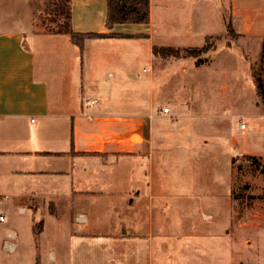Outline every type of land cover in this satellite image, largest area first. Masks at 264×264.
<instances>
[{
	"label": "rangeland",
	"instance_id": "obj_1",
	"mask_svg": "<svg viewBox=\"0 0 264 264\" xmlns=\"http://www.w3.org/2000/svg\"><path fill=\"white\" fill-rule=\"evenodd\" d=\"M67 14L68 1L55 0L42 13L41 24L47 32L67 33ZM121 30L133 31L128 26ZM155 36L162 37L157 30ZM236 36L228 32L207 38L200 48H175L184 43L166 36L167 46H154L179 50L177 58L154 57L145 40H92L83 50L73 46L70 62H53L56 74L71 71L75 81L83 75L86 98L99 102L89 111L107 106L108 112L127 118L133 129L136 117L145 119L154 131L161 130V140L154 142L150 154L144 150L138 155L129 142L121 172L131 174L134 181L128 183L126 204L106 200L110 187L92 191L102 192L101 200L86 198L85 205L75 208L73 221H64L62 236L54 224L44 238L51 236L54 244L41 239L38 250L32 210L22 215L15 207L34 197L43 203L56 192L55 181L61 178L6 179L0 189V195H8L5 201L0 198V215L5 216L0 221V264H37V260L39 264H264V154H260L264 138L254 133L264 132V101L257 96L254 78L261 76L264 84V74L260 61L251 62V44ZM51 43L49 52L65 54L61 41ZM109 74L115 81L108 80ZM165 108L170 112L163 113ZM241 123L246 129L240 128ZM68 147L60 143L55 148ZM101 158L107 161L108 154ZM101 163L86 165L92 171L91 182L114 167ZM136 181L154 182V189L134 188ZM137 190L144 192L143 198ZM152 197L160 201L153 207ZM83 214L102 234L89 241L73 235L69 242L67 233L85 230ZM36 221H41L40 212ZM107 225L113 226L110 231ZM7 228L17 231L18 239ZM6 243L19 248L7 250Z\"/></svg>",
	"mask_w": 264,
	"mask_h": 264
},
{
	"label": "crops",
	"instance_id": "obj_2",
	"mask_svg": "<svg viewBox=\"0 0 264 264\" xmlns=\"http://www.w3.org/2000/svg\"><path fill=\"white\" fill-rule=\"evenodd\" d=\"M53 1L0 0V189L6 179L17 176L53 175L61 178L55 181L56 192L43 203L34 197L26 201L27 205L15 207L16 212L22 215L32 210L34 221L31 229L38 236L35 250L42 245L41 239L44 240L54 224L62 236L64 221H73L78 205H85L89 198L101 200L102 192L92 191H103L110 187L106 200L117 205L126 204L128 183L134 181L131 174L129 176L125 172L123 176L121 172L126 168L124 162L128 157L129 142L132 143L131 151L138 155L144 150L150 154L154 142L161 140V130L158 128L154 131L151 123L145 119L136 117L133 129L129 127L127 118L108 112L107 106L99 112L89 111L99 102L95 106H85V101L93 98H86L82 86L83 75L81 81H75L71 71L59 75L52 69L53 62H70L72 57L69 51L76 46L69 33L47 32L41 24L42 13ZM68 9L69 23L75 33L137 36L86 39L84 46L92 40H145L149 41L148 47L152 52L156 45L167 46L164 44L167 36L184 43L173 46L175 48H200L207 38L227 36V27L231 24L234 32L240 36L238 41L251 44V62L261 59L264 0H150L149 24H117L110 30L107 28L106 0H69ZM202 24H206L205 29ZM126 26L133 31H122L121 28ZM156 30L162 37L155 36ZM53 41L62 42L66 47L65 54L62 50L56 52L55 48L49 52ZM108 80L115 81L114 76L109 74ZM256 127L257 123L254 130ZM254 133L264 138V132ZM60 143L69 147L64 150L55 148ZM106 154L107 161L103 162L101 157ZM260 154H264V151ZM94 160H100L102 165H114L107 176L100 175L98 182L90 181L92 171L89 167ZM100 173L103 174L104 169H100ZM132 185L137 189L147 186L154 189L155 186L154 182L146 185L143 181H136ZM138 192L139 197L143 198L144 192ZM89 194L100 197H90ZM0 198L5 201L8 195H0ZM159 202L152 197L150 204L153 207ZM142 203L147 204L145 200ZM38 212L41 219L39 234L35 231V226L39 224L36 221ZM79 214L74 217V223ZM122 214L127 225V212ZM83 215L87 217L85 230L83 233L71 230L66 234L69 242L73 235L80 234L89 241L102 234L100 230L95 231L88 216ZM107 226L108 231L113 227ZM10 230L18 239V232ZM46 240L54 244L51 236ZM18 248L16 245L14 251ZM37 262L39 264V260Z\"/></svg>",
	"mask_w": 264,
	"mask_h": 264
},
{
	"label": "trees",
	"instance_id": "obj_3",
	"mask_svg": "<svg viewBox=\"0 0 264 264\" xmlns=\"http://www.w3.org/2000/svg\"><path fill=\"white\" fill-rule=\"evenodd\" d=\"M69 1V0H66ZM108 6L107 28L110 30L117 24H149L150 21V0H106ZM68 19H70L68 9ZM228 32L237 38L231 24L228 25ZM62 30H59L61 32ZM67 33L71 36L73 44L83 50L86 39H105V38H126L125 35L108 34H78L75 33L70 23L67 27ZM63 32V31H62ZM195 54V51L190 52ZM180 51L172 47H154V57H174L177 58ZM194 56V55H193ZM261 74H264V42L260 59ZM256 81L257 96L264 101V84L261 76H254ZM249 160L259 164L254 157H248Z\"/></svg>",
	"mask_w": 264,
	"mask_h": 264
},
{
	"label": "built area",
	"instance_id": "obj_4",
	"mask_svg": "<svg viewBox=\"0 0 264 264\" xmlns=\"http://www.w3.org/2000/svg\"><path fill=\"white\" fill-rule=\"evenodd\" d=\"M97 103L98 102L95 99H88V100L85 101V106L91 107V106H95ZM163 113H166V114L169 113V109L168 108H165L163 110ZM240 128L241 129H246V123H241ZM0 221L1 222H4L5 221V216L4 215H0ZM12 239H13V237H12ZM5 248L7 250L14 251L15 248H16V243H9V244L6 243V247Z\"/></svg>",
	"mask_w": 264,
	"mask_h": 264
}]
</instances>
